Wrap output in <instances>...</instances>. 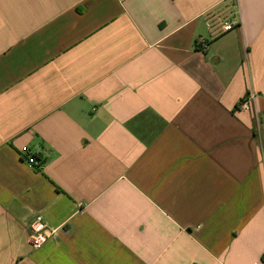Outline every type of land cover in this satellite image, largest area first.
I'll use <instances>...</instances> for the list:
<instances>
[{"label":"crops","instance_id":"crops-1","mask_svg":"<svg viewBox=\"0 0 264 264\" xmlns=\"http://www.w3.org/2000/svg\"><path fill=\"white\" fill-rule=\"evenodd\" d=\"M0 264H264V0H0Z\"/></svg>","mask_w":264,"mask_h":264},{"label":"built area","instance_id":"built-area-1","mask_svg":"<svg viewBox=\"0 0 264 264\" xmlns=\"http://www.w3.org/2000/svg\"><path fill=\"white\" fill-rule=\"evenodd\" d=\"M122 2L125 0H121ZM226 1V0H222ZM206 27L211 31L213 36H220L231 32L239 25L238 19L228 20L219 14L207 13L205 16ZM201 46H206V41H199ZM254 95H246L238 105L239 110L250 111L251 102ZM25 163L29 168L39 170L43 165L42 149L40 147H27L23 149ZM30 244L33 248H41L49 242L57 233V229L50 226L42 215H36L29 224Z\"/></svg>","mask_w":264,"mask_h":264}]
</instances>
